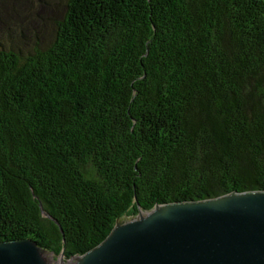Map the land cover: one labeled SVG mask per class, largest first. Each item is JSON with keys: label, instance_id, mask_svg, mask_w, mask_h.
Instances as JSON below:
<instances>
[{"label": "trees", "instance_id": "1", "mask_svg": "<svg viewBox=\"0 0 264 264\" xmlns=\"http://www.w3.org/2000/svg\"><path fill=\"white\" fill-rule=\"evenodd\" d=\"M45 6L47 46L0 47V242L70 259L140 208L264 190V0Z\"/></svg>", "mask_w": 264, "mask_h": 264}, {"label": "water", "instance_id": "2", "mask_svg": "<svg viewBox=\"0 0 264 264\" xmlns=\"http://www.w3.org/2000/svg\"><path fill=\"white\" fill-rule=\"evenodd\" d=\"M53 256L31 238L0 242V264H55ZM59 264H264V190L140 208L97 246L67 261L62 254Z\"/></svg>", "mask_w": 264, "mask_h": 264}, {"label": "rangeland", "instance_id": "3", "mask_svg": "<svg viewBox=\"0 0 264 264\" xmlns=\"http://www.w3.org/2000/svg\"><path fill=\"white\" fill-rule=\"evenodd\" d=\"M68 1L69 0H46L45 2V0H35L34 10H38L39 15L35 16L33 21L30 19V22L32 23H29L32 26L30 25L29 28L25 30V35L22 34L21 29H16L18 32L0 29V47L3 45L4 47L16 48L20 49L22 52L28 53L35 48L47 46L54 38L55 25L48 19L45 23H42L40 16L46 14L45 5L47 4L49 9L51 7L49 12L51 17L55 20H60L66 12ZM52 259L56 260H53V262L59 264L60 256L55 257L54 255ZM65 260L67 261V259Z\"/></svg>", "mask_w": 264, "mask_h": 264}, {"label": "bare ground", "instance_id": "4", "mask_svg": "<svg viewBox=\"0 0 264 264\" xmlns=\"http://www.w3.org/2000/svg\"><path fill=\"white\" fill-rule=\"evenodd\" d=\"M53 260V259H52ZM56 264V263H55Z\"/></svg>", "mask_w": 264, "mask_h": 264}]
</instances>
